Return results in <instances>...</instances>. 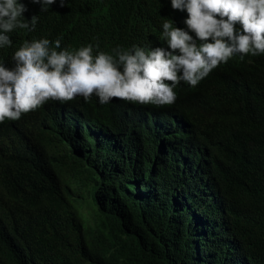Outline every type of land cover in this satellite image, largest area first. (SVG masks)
I'll return each mask as SVG.
<instances>
[{
  "label": "trees",
  "instance_id": "obj_1",
  "mask_svg": "<svg viewBox=\"0 0 264 264\" xmlns=\"http://www.w3.org/2000/svg\"><path fill=\"white\" fill-rule=\"evenodd\" d=\"M22 2L38 21L8 33V66L25 40L113 54L167 49L165 19L187 28L171 0ZM174 91L164 106L49 100L0 124V264H264V54ZM84 193L98 217L89 241Z\"/></svg>",
  "mask_w": 264,
  "mask_h": 264
},
{
  "label": "clouds",
  "instance_id": "obj_2",
  "mask_svg": "<svg viewBox=\"0 0 264 264\" xmlns=\"http://www.w3.org/2000/svg\"><path fill=\"white\" fill-rule=\"evenodd\" d=\"M30 2L47 11L57 3L64 7L66 0ZM171 7L187 12V28L164 20L167 49L117 46L109 54L99 51V45L68 50L59 39L25 40L11 66L0 62V124L19 120L49 100L65 103L78 96L85 102L95 96L100 104L115 98L170 105L181 82L195 87L235 55L264 54V0H171ZM27 11L22 0H0V48L12 45L8 33L35 29L38 17L27 19Z\"/></svg>",
  "mask_w": 264,
  "mask_h": 264
},
{
  "label": "rangeland",
  "instance_id": "obj_3",
  "mask_svg": "<svg viewBox=\"0 0 264 264\" xmlns=\"http://www.w3.org/2000/svg\"><path fill=\"white\" fill-rule=\"evenodd\" d=\"M63 177L65 179H71L68 174H63ZM71 187L73 188V186ZM82 197L83 199L78 205V215L82 225V230L85 235V239L89 241L90 237L92 236V229L94 228V224L96 223V219L98 217L90 196L84 193Z\"/></svg>",
  "mask_w": 264,
  "mask_h": 264
}]
</instances>
